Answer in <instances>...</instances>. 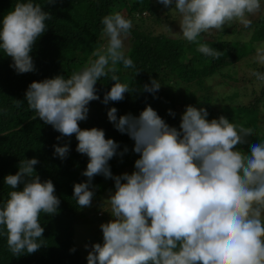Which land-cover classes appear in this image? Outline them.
Instances as JSON below:
<instances>
[{
    "label": "clouds",
    "instance_id": "obj_1",
    "mask_svg": "<svg viewBox=\"0 0 264 264\" xmlns=\"http://www.w3.org/2000/svg\"><path fill=\"white\" fill-rule=\"evenodd\" d=\"M156 2L174 8L180 14L182 37L214 59L222 53L199 37L234 23L248 28L250 17L262 10L261 0ZM51 19V13L33 0L17 2L0 19V50L11 58L10 67L17 74L36 71L31 53ZM101 23L107 40L93 58L68 77L57 74L32 81L24 100L36 118L60 133L58 141L75 135L76 151L88 157L82 172L87 179L73 185L79 208L92 207L94 177L114 181V191L106 199L111 218L100 225L103 242L85 245L87 264H264V140L250 143L255 135L252 127L224 115L209 120L205 107L191 104L181 114L178 128L151 105L139 115L119 116L116 107H109V122L134 141L132 151L138 154L134 170L119 175L113 174L109 161L123 157L127 146L118 151V142L107 138L104 129L80 127L79 122L88 118L90 103L101 100L98 81L109 77L113 82L104 92V105L137 91L118 75L121 67L136 69L124 50L132 20L115 11ZM254 59L264 66V45L256 49ZM253 75L264 81V73ZM161 86L151 78L139 91L155 96ZM168 114L176 115L171 109ZM53 148V155L64 160L70 141ZM39 163L36 157L20 160L18 171L4 177L12 190L0 204V228L14 256L33 254L45 245L41 215L57 214L61 204L53 181L41 180L37 174L34 166Z\"/></svg>",
    "mask_w": 264,
    "mask_h": 264
},
{
    "label": "trees",
    "instance_id": "obj_2",
    "mask_svg": "<svg viewBox=\"0 0 264 264\" xmlns=\"http://www.w3.org/2000/svg\"><path fill=\"white\" fill-rule=\"evenodd\" d=\"M17 2L23 0H0V19ZM33 2L41 4L52 15V19L47 21L48 30L37 40L31 53L36 71L17 74L10 67L11 58L0 50V204L8 199L12 190L4 183V177L18 171L20 160L32 157L40 161L34 167L41 180L53 181L61 204L57 214L41 215L45 245L33 254L14 256L7 246L6 233L0 228V264H87L89 248L98 240L84 237V242H80L75 236V227L76 224L84 225L87 218L103 216L96 205L103 201V193L114 189V181L100 175L94 177L93 184L97 187L92 207H78L73 198V185L87 179L82 172L86 169L88 157L76 151L78 141L75 135L58 141L60 133L36 118V113L24 101L29 84L57 74L68 77L87 64L93 58V52L106 43L101 23L105 15L120 11L130 18L133 28L125 38L128 44H124V50L132 58L136 69L121 67L118 75L122 82H128L137 91L126 93L123 101L104 105L101 102L104 92L110 89L113 82L109 77L103 78L97 83L101 100L90 103L87 120L79 123L82 129H104L107 138L118 142V151L127 146L128 151L123 157L117 155L109 164L114 175L131 173L138 158V154L132 151L134 141L109 122V107H116L119 116L129 112L139 115L146 105H151L169 125L178 128L181 114L191 104L205 107L209 120L224 115L245 127L258 125L261 113L259 103L264 100V81L260 83V90L251 87L248 92L246 82L236 74L238 71L246 74L247 81L248 72L250 74L259 66L261 73L264 72V66L255 59L246 60L256 52V43H264V12L261 10L252 20L249 27L252 32L247 40L239 37L245 27L236 30L235 23L223 31L213 29L203 33L199 41L222 53L219 59H214L200 53L197 44L186 41L182 34L170 33L173 28H179L180 14L156 0ZM226 33L232 34L231 38L224 37ZM238 61L241 65L234 67L233 64ZM233 68L236 71H232ZM136 70H139L138 74ZM217 76L221 78L218 83L232 86L230 93L220 95L216 92L210 80ZM151 78L162 84L155 96L139 91L145 83H150ZM240 93H244L241 99ZM249 95L250 99L253 98L251 102H244L242 99ZM169 109L175 112V117L168 114ZM253 129L255 135L249 138L250 143L264 140V128L257 126ZM69 141L70 152L66 159L53 155V145ZM242 150L247 151V146H243ZM86 244L89 248H85ZM72 248H75L74 252L70 251Z\"/></svg>",
    "mask_w": 264,
    "mask_h": 264
},
{
    "label": "rangeland",
    "instance_id": "obj_3",
    "mask_svg": "<svg viewBox=\"0 0 264 264\" xmlns=\"http://www.w3.org/2000/svg\"><path fill=\"white\" fill-rule=\"evenodd\" d=\"M261 3H262V12H264V2H261ZM256 15L250 17V19L253 20L256 17ZM235 24H237L236 30H239L240 28H244L239 23H235ZM179 31H180V29L177 27V28H173L170 31V33L172 35H181V33ZM251 32H252L251 28H249V27L245 28L243 30V32L239 35V37L244 39V40H247L249 38ZM231 36H232V34H228V33H226L224 35V37H226V38H231ZM124 44H128V42L126 40H124ZM261 45H264V43H256V49L258 47H260ZM255 56H256V52L251 54V55H249L248 57H246V60H252V59H254ZM233 65H234V67H238L241 64H240V61H238V62H236ZM234 70L236 71V68L232 69V71H234ZM239 70H243V69H239ZM254 71L261 72L262 68L259 66V68L255 69ZM254 71H251L250 74L248 72V76H249L248 80L249 81L248 80L246 81V78H247L246 74H244L245 75L244 76L240 71H238L237 74H236L239 77V79H241V80L243 79L246 82V85L249 87V89L247 88L248 92H250L251 87H254L257 90H260V88H262V86L260 85L261 81L257 80L256 77L253 75ZM262 73H264V72H262ZM220 81H221V78L219 76H217L215 78H212L210 80V82L212 84H214V88H215L216 92L218 94L221 93L220 95H225V94L230 93V90H231L232 86L223 85V84L218 83ZM242 95H244V93H240L239 99H241ZM250 98H251V96L249 95V96L243 98L242 100H244V102L248 103V102H251V100L253 99V98L252 99H250ZM259 108L261 110V113L259 114L260 120L257 121L258 125L253 126L252 128H257V126L264 128V100L259 103ZM109 191H106L105 193H103V195H102L103 201H101L99 204L96 205V207L99 208V211H100V213L103 216H100V213H98V216H100V217L87 218L85 223H84V225H77L76 224L75 236L77 237L78 240H80V242L83 241L84 237H86V238L89 237V239H90V237H91V239H95L96 238L95 240H98L96 242H100V243L103 242V235H102V230L100 228V225L103 222H107L111 218L109 212H107V211H110V206L108 205V203L106 201V199L109 196ZM111 191H114V189H112ZM91 212H93V210ZM84 234H86V235H84ZM87 241H88V239H87Z\"/></svg>",
    "mask_w": 264,
    "mask_h": 264
}]
</instances>
